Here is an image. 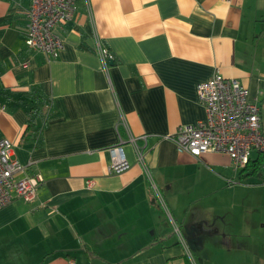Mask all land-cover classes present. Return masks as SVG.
<instances>
[{
    "label": "crops",
    "instance_id": "obj_1",
    "mask_svg": "<svg viewBox=\"0 0 264 264\" xmlns=\"http://www.w3.org/2000/svg\"><path fill=\"white\" fill-rule=\"evenodd\" d=\"M89 3L76 0L50 58L24 43L29 0H0V138L25 166L18 175L44 177L32 201L0 208V264H193L189 245L207 244L216 248L202 264H264V180L239 189L247 166L222 152H178L166 137L204 118L196 84L216 70L248 88L264 130V0ZM97 38L113 54L106 69ZM118 142L130 165L108 173ZM151 182L169 197L186 190L182 204L226 202H174L173 226ZM250 195L260 202L249 206Z\"/></svg>",
    "mask_w": 264,
    "mask_h": 264
},
{
    "label": "built area",
    "instance_id": "obj_2",
    "mask_svg": "<svg viewBox=\"0 0 264 264\" xmlns=\"http://www.w3.org/2000/svg\"><path fill=\"white\" fill-rule=\"evenodd\" d=\"M84 2L89 11V0ZM75 11L76 0H29L25 45L43 52L50 58L57 57L63 45L57 28L71 20ZM96 41L102 66L106 69L113 60V54L99 38ZM196 94L204 107V118L180 124L175 132L166 135L174 142L178 152H186L195 157L208 151L222 152L230 157L235 168L246 167L253 153L264 154L260 107L257 101L249 96V90L242 82L225 77L216 70L210 78L196 84ZM4 108L5 106L0 105V110ZM140 137L145 138V134ZM135 139L129 137L134 145L137 160L147 171L143 151ZM12 147L10 139L0 138V208L14 199L32 201L44 182L41 173L18 175L25 166L11 156ZM109 150L111 159L107 166L108 173H119L129 167L130 163L120 142ZM148 179L152 181L149 173ZM85 184L92 188L93 178H87ZM151 184L153 185V182ZM154 191L160 206L164 207V199L155 186ZM174 230L177 231L178 228L174 227Z\"/></svg>",
    "mask_w": 264,
    "mask_h": 264
},
{
    "label": "rangeland",
    "instance_id": "obj_3",
    "mask_svg": "<svg viewBox=\"0 0 264 264\" xmlns=\"http://www.w3.org/2000/svg\"><path fill=\"white\" fill-rule=\"evenodd\" d=\"M261 168V167H260ZM186 173H193L194 175H198V174H201V175H205L206 173H203L201 171H198L194 168H190L188 170H186ZM263 175V176H261ZM192 179H195V176L192 178ZM264 180V167L261 168V170H259L257 172V174L255 175H252V176H248V177H243L241 179V182L245 185H242V186H239L238 188L239 189H247L248 191L249 190H253V189H260V183L263 182ZM153 182L155 183L154 179H153ZM247 185V186H246ZM225 186H228L227 184ZM234 187L233 188H236L235 185H233ZM214 189H217V188H214ZM220 191H223V187L221 188H218L215 193L218 194ZM171 192L170 189H166V188H163V199H164V203H163V206L164 208L167 210L166 211V217L168 218L169 222L175 226L176 225V221L174 220V217L172 215V213H174V202H175V205L176 207L178 208H186L188 207L190 204L191 205H199V204H203V203H212L214 201H217V199H220L221 201L223 202H226V196H218L216 197V199L214 200V198H212L211 196H207V197H203L199 200H197V202H192L190 204H182L183 200H182V197H187L185 196V192H187L186 190H183V191H177V195H176V198L175 197H172L170 196L169 197V193ZM228 195V194H227ZM155 196V194H154ZM255 196H251L248 198L249 200V206L251 204H253L254 202H260V198H256ZM238 210V209H237ZM235 216V214H234ZM219 247V246H217ZM255 248L257 246H254ZM189 248H190V260L193 264H202L201 262V256H206V257H209V255L214 252V249L216 248V246H212V245H204V246H201L198 250V246H193V245H189ZM196 250V251H195ZM225 253L228 254L229 253H233L232 250L230 251H225V248L223 250ZM198 252V253H197ZM239 253V252H238ZM207 262V261H206ZM205 264H209L208 262L205 263Z\"/></svg>",
    "mask_w": 264,
    "mask_h": 264
},
{
    "label": "trees",
    "instance_id": "obj_4",
    "mask_svg": "<svg viewBox=\"0 0 264 264\" xmlns=\"http://www.w3.org/2000/svg\"><path fill=\"white\" fill-rule=\"evenodd\" d=\"M35 115H36V109L32 108L30 110V114H29V120H28L29 123H31L32 118ZM263 162H264V155L258 154L257 158L254 161L247 164V168L250 169L248 172V175L256 174L260 170V167L262 166ZM247 168H245V169H247ZM245 169H242L241 171H244Z\"/></svg>",
    "mask_w": 264,
    "mask_h": 264
},
{
    "label": "water",
    "instance_id": "obj_5",
    "mask_svg": "<svg viewBox=\"0 0 264 264\" xmlns=\"http://www.w3.org/2000/svg\"><path fill=\"white\" fill-rule=\"evenodd\" d=\"M112 61H110V64H111Z\"/></svg>",
    "mask_w": 264,
    "mask_h": 264
}]
</instances>
